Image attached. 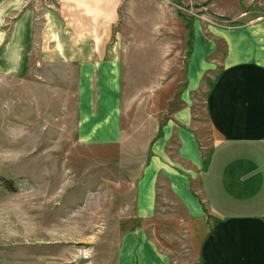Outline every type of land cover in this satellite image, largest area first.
<instances>
[{
  "label": "rangeland",
  "instance_id": "obj_1",
  "mask_svg": "<svg viewBox=\"0 0 264 264\" xmlns=\"http://www.w3.org/2000/svg\"><path fill=\"white\" fill-rule=\"evenodd\" d=\"M262 16L264 0H0V264H117L151 143L186 103L208 153L220 63L187 93L194 36L220 55L218 28ZM101 86L118 88L116 142L81 117ZM182 210L159 190L149 227L171 264H199Z\"/></svg>",
  "mask_w": 264,
  "mask_h": 264
},
{
  "label": "crops",
  "instance_id": "obj_2",
  "mask_svg": "<svg viewBox=\"0 0 264 264\" xmlns=\"http://www.w3.org/2000/svg\"><path fill=\"white\" fill-rule=\"evenodd\" d=\"M216 33L224 43L220 55L214 43L194 36L186 76L190 94L220 63L205 98L212 134L206 159L186 103L151 143L134 184L136 223L120 236L117 264H171L148 223L156 215L159 190L183 208L184 233L199 264H264V182L254 184L264 180V16ZM106 67L103 76L115 79L119 66ZM101 87L94 90L92 110L82 114L79 108L78 117L87 129L101 126L103 140L116 142L118 88Z\"/></svg>",
  "mask_w": 264,
  "mask_h": 264
},
{
  "label": "trees",
  "instance_id": "obj_3",
  "mask_svg": "<svg viewBox=\"0 0 264 264\" xmlns=\"http://www.w3.org/2000/svg\"><path fill=\"white\" fill-rule=\"evenodd\" d=\"M206 159V157L203 159V160H205ZM203 204V203H202Z\"/></svg>",
  "mask_w": 264,
  "mask_h": 264
}]
</instances>
